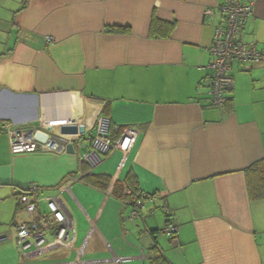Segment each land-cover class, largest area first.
<instances>
[{"label":"crops","instance_id":"0c3cea01","mask_svg":"<svg viewBox=\"0 0 264 264\" xmlns=\"http://www.w3.org/2000/svg\"><path fill=\"white\" fill-rule=\"evenodd\" d=\"M221 3L0 0V238H7L0 264H21L15 226L28 220L21 192L36 184L51 195L80 168L78 154L65 150L13 156L6 126L37 131L65 120L85 128V150L102 116L112 141L118 128L138 131L120 171L118 151L93 172L114 192L106 197L93 175L75 184L73 195H62L75 249L30 263H73L87 242L82 262L264 264V198H252L245 172L264 161V62L235 64L226 111L210 106L209 50L224 26ZM241 40L264 53V0H253ZM141 192L144 219L122 222L120 200L133 203ZM164 200L175 238L160 233Z\"/></svg>","mask_w":264,"mask_h":264},{"label":"built area","instance_id":"2783aa9c","mask_svg":"<svg viewBox=\"0 0 264 264\" xmlns=\"http://www.w3.org/2000/svg\"><path fill=\"white\" fill-rule=\"evenodd\" d=\"M218 7L219 13L224 19V26L216 30L209 50L212 57V62L209 65L211 71L210 106L220 112H225L228 104V94L234 86L231 74L234 65L240 64L246 66L264 62V53L258 49L257 44L245 43L241 40V34L253 13V0L247 3L242 0H222V3ZM205 14L213 16L215 11L208 9ZM54 42V38H46V43L52 44ZM63 126L74 125L65 120L49 122L44 126V131L53 135V138L55 136L58 137L59 130ZM110 127L111 121L109 118L104 116L99 117L91 143L85 150L81 139L85 136L86 131L82 135L65 136L67 142H70L72 139L76 140L75 151L79 157L80 168L74 176L67 178L61 185L56 187L53 194L43 195V188L36 184L30 185L21 192L19 203L28 217L26 222L15 226L16 246L21 264H32L30 263L31 261L61 249H75L76 230L74 220L62 199V195L67 193L73 195L72 187L75 184L82 182L87 175H92L94 170L104 162L105 158L111 157L118 151L123 154L119 166L120 171L124 167L127 157L138 139V131L127 127L122 130L118 128L120 133L119 139L112 141L110 138ZM6 131L9 135L10 152L13 156L40 152L52 154L65 150V146H62V150H59L61 145L56 142H53V145L50 143H39L35 139L36 130L30 128H18L14 125H7ZM83 165H87L90 168L87 173L81 170V166ZM112 192V188L107 190L106 197H109ZM145 200V195L138 197L133 203L121 199L122 216H120L122 222L123 220H143L142 209L145 207ZM43 204L46 205V210L42 208ZM127 209H130V213L126 217H123ZM162 210L166 216L170 214L166 200L163 201ZM93 231L94 224H91L88 239ZM160 233L168 238H175L179 233V228L168 221ZM6 239V237H2L0 241ZM86 243L82 248L76 249L78 255L77 261L56 264H102L107 262V260L82 262L81 257ZM146 259L147 256L143 255L142 260L145 261ZM112 261L117 264H124V261L118 257H114Z\"/></svg>","mask_w":264,"mask_h":264},{"label":"trees","instance_id":"16d2710c","mask_svg":"<svg viewBox=\"0 0 264 264\" xmlns=\"http://www.w3.org/2000/svg\"><path fill=\"white\" fill-rule=\"evenodd\" d=\"M120 31H123V29H120ZM245 172L247 175L250 195L252 196V198L263 199L264 198V161L262 160V161H259L253 164L252 166L248 167L245 170ZM93 176H96L94 177V181H95L94 186L100 187L102 190H105L106 192L108 190L107 187L109 185V179L102 177V176H97V175H93ZM133 178L134 177L132 176L131 179ZM142 195H145V194L142 192L138 194L139 197H141ZM145 198L148 199L146 195H145ZM169 216L170 214H168L167 216L168 221L170 220ZM152 264H168V263L164 258L159 257V258L154 259L152 261Z\"/></svg>","mask_w":264,"mask_h":264},{"label":"water","instance_id":"95a60500","mask_svg":"<svg viewBox=\"0 0 264 264\" xmlns=\"http://www.w3.org/2000/svg\"><path fill=\"white\" fill-rule=\"evenodd\" d=\"M48 131H50V129H48ZM85 132V128L81 127L79 128L78 126H63L60 128L59 130V136L58 137H52L53 135H50L49 133H47L44 130H37L35 131V139L41 143V144H46V143H50V144H54L53 142H56L58 144H60V148L59 150H62V146H65V151L68 154L74 155L75 152V143L76 140H71L70 142H67V140H65V136H73V135H79V134H84Z\"/></svg>","mask_w":264,"mask_h":264}]
</instances>
